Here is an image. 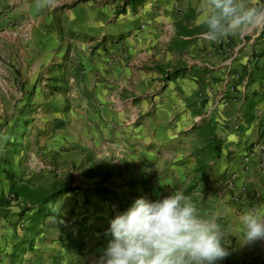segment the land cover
I'll use <instances>...</instances> for the list:
<instances>
[{
  "label": "crops",
  "instance_id": "0c3cea01",
  "mask_svg": "<svg viewBox=\"0 0 264 264\" xmlns=\"http://www.w3.org/2000/svg\"><path fill=\"white\" fill-rule=\"evenodd\" d=\"M245 2L258 9L264 4ZM204 3L0 0V123L20 104L23 81L37 90L36 78L54 79L53 67L63 63V83L84 111L80 139L69 143L89 164L109 168L114 181L128 174L126 195L118 186L107 197L93 194L98 212L84 213V235L107 229L139 197L179 189L201 214L219 215L230 254L217 264H264V239L242 243L238 223L246 210L264 214V23L208 41L197 24ZM235 71L241 80L231 79ZM218 92L226 102L216 101ZM3 178L0 173V254L12 264L23 220L21 209L6 203ZM84 186L75 189L88 201ZM46 225L37 236L49 233ZM107 239L68 262L69 249L57 248L44 264H93ZM23 262L21 255L14 264Z\"/></svg>",
  "mask_w": 264,
  "mask_h": 264
},
{
  "label": "rangeland",
  "instance_id": "374dc122",
  "mask_svg": "<svg viewBox=\"0 0 264 264\" xmlns=\"http://www.w3.org/2000/svg\"><path fill=\"white\" fill-rule=\"evenodd\" d=\"M62 66L63 63H59L53 67L55 73L57 72L54 79L38 76L33 85H38L37 90L32 87L30 91L28 87H24L27 82H22V93L18 101L20 104L18 103L15 109H8L6 123H0V165L1 167H7L9 163L14 165L16 169L13 177L17 183L36 184L45 188L50 187L52 184L75 188L83 187V184H85V190H88L91 186H101L102 184L105 188L118 186L119 190L117 192L119 195H126L128 191V174L125 171L120 172L114 181V176L111 177L109 168L103 170L104 167L96 165L92 159L91 164H89V159L79 156V151L73 149V145L69 143L71 138L78 137L80 139L78 127L84 126L81 123L82 118H80L81 114L83 116L84 111L81 109L79 99L71 94L70 90L72 88L63 83ZM46 80H49L47 89H45ZM86 127L91 129L92 125ZM14 136L17 137L14 139ZM9 138L8 148L14 151L9 156L10 162H2L1 150ZM75 140L72 142L74 143ZM3 182L4 186L8 188L10 180L3 178ZM83 198L82 189H75L63 193L55 200L54 209L59 216V221L63 223L64 229L74 235L79 229L86 228L87 222L84 219V213L98 212L93 211L98 207L94 199L96 196L90 195L88 201L83 200ZM6 203H9L16 210L18 208L22 210L26 204L22 199L15 198L8 193ZM46 220L45 234L46 232L49 233L42 237L35 236L32 239L33 246L38 251L35 253L27 251L22 254L24 262L20 264H36L39 262L44 264L47 260V253L49 254L57 248H67L57 241L58 224L55 219L48 217ZM23 223L24 220L18 226L22 232ZM105 237H108V239ZM81 239L85 245L80 252L74 249H69V251L65 249L68 251V253H65L66 259L64 258V260H67L66 262L74 254L83 255L85 248H96L100 243L99 239L109 240L110 236H106V228L103 226V229H92L87 235H83ZM2 251L3 249L0 253ZM3 256L1 258L0 254V264H10L7 258L8 254ZM59 256L62 257L63 255L60 254Z\"/></svg>",
  "mask_w": 264,
  "mask_h": 264
},
{
  "label": "clouds",
  "instance_id": "9594fccd",
  "mask_svg": "<svg viewBox=\"0 0 264 264\" xmlns=\"http://www.w3.org/2000/svg\"><path fill=\"white\" fill-rule=\"evenodd\" d=\"M260 16L264 9L245 0H205L197 24L206 29L204 39L216 41ZM238 223L242 243L264 239V214L258 210L242 212ZM226 234L219 215L201 214L183 190L157 199L142 196L110 220V239L93 264H217L230 254Z\"/></svg>",
  "mask_w": 264,
  "mask_h": 264
},
{
  "label": "trees",
  "instance_id": "16d2710c",
  "mask_svg": "<svg viewBox=\"0 0 264 264\" xmlns=\"http://www.w3.org/2000/svg\"><path fill=\"white\" fill-rule=\"evenodd\" d=\"M141 1L142 0H133V3L136 5ZM254 58L255 61L253 65L257 63L258 55L256 56L253 54L252 59ZM168 76H170V74ZM16 137L14 136L13 138L15 139ZM211 143H214V141H211ZM9 144L10 138L1 150L2 162H10L9 156L14 150H10V148H8ZM15 169L16 168L12 163H9L7 168L1 167L0 165V173L4 174V178H8L10 180L8 194L15 198H20L26 203L21 210L20 219L24 220V223L22 224L23 239L19 244H16V247L13 248L10 253L11 263L14 264L22 254L33 250L32 239L43 231L46 218L48 217H52L57 222L60 234L59 239L63 246L80 252L85 245L81 237L85 234L84 232L86 229H79L76 235L67 231L63 228V223L59 221V216L54 209L56 198L61 196L63 193L73 191L75 187L52 184L50 187L45 188L36 184L28 185L24 183H17L16 179L13 177ZM109 193H112L109 188L94 186L87 190L85 197L88 198L93 194L107 197L110 195Z\"/></svg>",
  "mask_w": 264,
  "mask_h": 264
},
{
  "label": "built area",
  "instance_id": "2783aa9c",
  "mask_svg": "<svg viewBox=\"0 0 264 264\" xmlns=\"http://www.w3.org/2000/svg\"><path fill=\"white\" fill-rule=\"evenodd\" d=\"M262 9H264V7L262 8ZM260 18V19H259ZM255 23L257 24V25H261V24H263L264 23V16H260V17H258L257 19H256V21H255ZM232 70H229V73L231 72ZM232 80H241V77H242V74H241V72H238V71H235V72H233L232 73ZM231 92L233 93V89L231 90ZM225 94H224V92H218V94H217V98H216V101L217 102H221V101H223V102H226V99H225ZM216 103V102H215Z\"/></svg>",
  "mask_w": 264,
  "mask_h": 264
},
{
  "label": "bare ground",
  "instance_id": "6f19581e",
  "mask_svg": "<svg viewBox=\"0 0 264 264\" xmlns=\"http://www.w3.org/2000/svg\"><path fill=\"white\" fill-rule=\"evenodd\" d=\"M260 19V18H259Z\"/></svg>",
  "mask_w": 264,
  "mask_h": 264
}]
</instances>
